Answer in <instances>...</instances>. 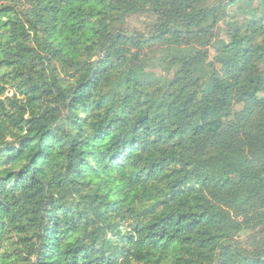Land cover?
Wrapping results in <instances>:
<instances>
[{"label": "trees", "instance_id": "1", "mask_svg": "<svg viewBox=\"0 0 264 264\" xmlns=\"http://www.w3.org/2000/svg\"><path fill=\"white\" fill-rule=\"evenodd\" d=\"M258 1L0 0V264H264Z\"/></svg>", "mask_w": 264, "mask_h": 264}, {"label": "rangeland", "instance_id": "2", "mask_svg": "<svg viewBox=\"0 0 264 264\" xmlns=\"http://www.w3.org/2000/svg\"><path fill=\"white\" fill-rule=\"evenodd\" d=\"M259 6V1L254 0L253 2V9H257ZM156 17L150 15V14H143L138 16H131L126 19L124 22V30L129 33H138L145 36L150 35L153 33L154 24L156 23ZM225 31H226V25L224 23L220 24L218 28L214 32V37L209 44L204 48L207 51V61L211 62L213 61L215 57V50L212 48L213 41L223 40L225 39ZM199 46H195L197 49ZM164 45H156L152 50H150L147 53V65L148 68L145 71L144 77H148L150 74H154L156 76L164 75V65L160 62L163 59L164 51H165ZM194 49V48H193ZM189 48L187 47H172L169 54L170 58H182L185 55L189 53ZM239 107H236V109ZM239 110V109H238ZM233 119H227L224 121V128H228L229 126L233 125ZM236 239L245 247H248L254 238V233L252 232H243V231H236L235 232Z\"/></svg>", "mask_w": 264, "mask_h": 264}]
</instances>
